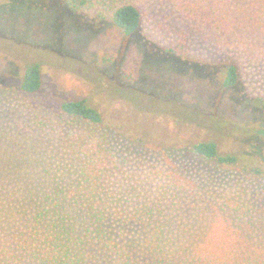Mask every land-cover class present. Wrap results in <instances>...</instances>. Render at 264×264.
I'll return each instance as SVG.
<instances>
[{
	"label": "rangeland",
	"instance_id": "1",
	"mask_svg": "<svg viewBox=\"0 0 264 264\" xmlns=\"http://www.w3.org/2000/svg\"><path fill=\"white\" fill-rule=\"evenodd\" d=\"M139 7L142 23L125 36L61 0H0V183L44 177L60 152L62 102L86 100L103 116L97 131L123 183L138 184L142 198L165 192L181 207L180 227L203 244L221 236L226 205L250 207L253 241L264 246V0H141ZM202 15L210 16L205 24ZM215 16L234 33L215 30ZM33 64L42 87L26 94L20 84ZM230 65L238 83L225 88ZM199 142H214L239 164L223 169L196 155ZM125 246L143 256L144 229L130 228Z\"/></svg>",
	"mask_w": 264,
	"mask_h": 264
},
{
	"label": "trees",
	"instance_id": "2",
	"mask_svg": "<svg viewBox=\"0 0 264 264\" xmlns=\"http://www.w3.org/2000/svg\"><path fill=\"white\" fill-rule=\"evenodd\" d=\"M61 1L76 11L93 12L125 36L135 34L142 23L141 0ZM202 16L205 24L210 16ZM214 18L215 30L234 33L221 17ZM237 83V69L230 65L223 86ZM41 87L40 66H28L20 90L35 94ZM60 110L65 117L59 121L65 130L60 152L51 167L42 169L44 177L25 175L23 181L9 170L16 180L0 183V264H100L103 258L109 264H264V246L253 241L258 231L254 209L226 205L221 236L203 244L200 234L180 227L176 211L181 207L165 192L142 198L138 184L122 182L106 135L97 131L104 125L98 109L78 100L62 102ZM192 151L223 169L239 164L235 155L220 154L214 142L194 144ZM134 226L145 231V254L139 258L125 246Z\"/></svg>",
	"mask_w": 264,
	"mask_h": 264
}]
</instances>
